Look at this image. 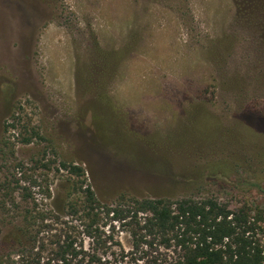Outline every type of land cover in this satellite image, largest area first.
Returning a JSON list of instances; mask_svg holds the SVG:
<instances>
[{"label": "rangeland", "instance_id": "obj_1", "mask_svg": "<svg viewBox=\"0 0 264 264\" xmlns=\"http://www.w3.org/2000/svg\"><path fill=\"white\" fill-rule=\"evenodd\" d=\"M76 182L264 212V0H0V264L26 208L61 212ZM112 229L104 264H128Z\"/></svg>", "mask_w": 264, "mask_h": 264}, {"label": "trees", "instance_id": "obj_2", "mask_svg": "<svg viewBox=\"0 0 264 264\" xmlns=\"http://www.w3.org/2000/svg\"><path fill=\"white\" fill-rule=\"evenodd\" d=\"M60 167L71 175L84 174L76 164L61 162ZM45 192L50 196L48 185ZM67 198L61 212L26 208L20 229L24 247L17 261L4 264H104L99 249L113 244L114 222L128 229L133 252L139 253L128 264H264V246L255 238L264 212L250 218L245 209L234 212L209 197L127 201L120 196L102 202L91 185L77 182ZM23 199L28 201V195ZM155 240L174 254L160 257L151 250Z\"/></svg>", "mask_w": 264, "mask_h": 264}]
</instances>
